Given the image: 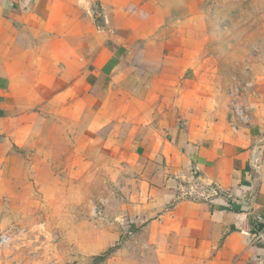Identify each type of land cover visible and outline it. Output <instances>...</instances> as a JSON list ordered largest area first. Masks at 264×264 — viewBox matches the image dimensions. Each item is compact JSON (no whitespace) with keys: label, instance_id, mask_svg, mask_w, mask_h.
I'll return each mask as SVG.
<instances>
[{"label":"crops","instance_id":"obj_1","mask_svg":"<svg viewBox=\"0 0 264 264\" xmlns=\"http://www.w3.org/2000/svg\"><path fill=\"white\" fill-rule=\"evenodd\" d=\"M211 24L203 0H0V189L70 124L136 177L139 264H264V77L235 91Z\"/></svg>","mask_w":264,"mask_h":264},{"label":"rangeland","instance_id":"obj_2","mask_svg":"<svg viewBox=\"0 0 264 264\" xmlns=\"http://www.w3.org/2000/svg\"><path fill=\"white\" fill-rule=\"evenodd\" d=\"M203 1L209 48L238 92L264 77V0ZM16 161L0 189V264H139L127 167L55 122L32 133Z\"/></svg>","mask_w":264,"mask_h":264},{"label":"built area","instance_id":"obj_3","mask_svg":"<svg viewBox=\"0 0 264 264\" xmlns=\"http://www.w3.org/2000/svg\"><path fill=\"white\" fill-rule=\"evenodd\" d=\"M198 185L197 183L190 186L188 191L181 189L182 195L184 196H194V197H206L209 198L212 195V190H215V188L211 189H205L203 191H198Z\"/></svg>","mask_w":264,"mask_h":264},{"label":"trees","instance_id":"obj_4","mask_svg":"<svg viewBox=\"0 0 264 264\" xmlns=\"http://www.w3.org/2000/svg\"><path fill=\"white\" fill-rule=\"evenodd\" d=\"M109 251H111V250H109ZM108 251V252H109ZM105 256H106V254H103V255H97L96 257H95V260H97V261H101V260H103L104 258H105Z\"/></svg>","mask_w":264,"mask_h":264}]
</instances>
